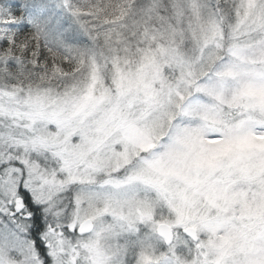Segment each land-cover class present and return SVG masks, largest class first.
Here are the masks:
<instances>
[{
    "label": "snow or ice",
    "instance_id": "6c2138e0",
    "mask_svg": "<svg viewBox=\"0 0 264 264\" xmlns=\"http://www.w3.org/2000/svg\"><path fill=\"white\" fill-rule=\"evenodd\" d=\"M0 264H264V0H0Z\"/></svg>",
    "mask_w": 264,
    "mask_h": 264
}]
</instances>
